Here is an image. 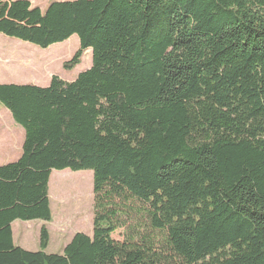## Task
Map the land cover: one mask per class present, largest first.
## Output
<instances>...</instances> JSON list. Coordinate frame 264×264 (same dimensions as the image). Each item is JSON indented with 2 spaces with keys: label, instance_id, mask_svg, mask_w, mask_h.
Returning <instances> with one entry per match:
<instances>
[{
  "label": "trees",
  "instance_id": "trees-1",
  "mask_svg": "<svg viewBox=\"0 0 264 264\" xmlns=\"http://www.w3.org/2000/svg\"><path fill=\"white\" fill-rule=\"evenodd\" d=\"M0 34L78 38L46 87L0 84V264H264V0H0ZM92 173L91 233L48 254L52 171ZM38 221V249L13 243ZM121 230L122 240L112 234Z\"/></svg>",
  "mask_w": 264,
  "mask_h": 264
},
{
  "label": "rangeland",
  "instance_id": "rangeland-1",
  "mask_svg": "<svg viewBox=\"0 0 264 264\" xmlns=\"http://www.w3.org/2000/svg\"><path fill=\"white\" fill-rule=\"evenodd\" d=\"M47 1L30 0V3L32 6L42 8ZM53 1L72 0H50V2ZM77 48L78 38L75 35L65 42L41 49L0 34V76L5 75V82L39 87H46L52 76H58L66 82H71L79 73L91 66V54L87 51L78 66L73 69L63 68V64L72 57ZM5 56L10 57L7 58L9 61H5ZM4 113L11 118L9 112L0 104V128L10 126L7 118L3 116ZM16 127L22 131L17 125ZM16 138L14 144L17 147L21 138ZM19 153L20 151L10 154L11 162L18 159ZM48 194L52 220L45 223L50 233L49 245L45 252L60 254L75 233L81 232L88 235L91 233L92 173L90 171H52L49 177ZM39 227L40 222L38 221H14L12 224L13 243L27 251L37 250ZM112 238L122 240L121 230L113 233Z\"/></svg>",
  "mask_w": 264,
  "mask_h": 264
},
{
  "label": "crops",
  "instance_id": "crops-1",
  "mask_svg": "<svg viewBox=\"0 0 264 264\" xmlns=\"http://www.w3.org/2000/svg\"><path fill=\"white\" fill-rule=\"evenodd\" d=\"M30 1V0H28ZM50 0H48L46 2H49ZM45 5V6H46ZM44 7H39L40 9H44ZM10 58L9 56H5L4 59L5 61H9ZM0 84L4 85V84H14V85H23V84H16V83H12V82H5V75L2 74L0 76ZM4 117L7 118L9 125L8 128H0V165H4L6 163H10L11 160L9 159L10 154L11 153H19V155L21 154V146H22V142H23V131H19V129L16 127V124L12 120L11 118H9L5 113L3 114ZM13 122V123H12ZM19 127V126H18ZM5 129H7V131H4ZM21 138L19 141V146H15V141L17 140V138ZM9 159V160H7ZM13 224V223H12ZM12 224H11V229H12ZM41 222H40V226H41ZM21 248V247H20ZM36 251V250H35Z\"/></svg>",
  "mask_w": 264,
  "mask_h": 264
},
{
  "label": "bare ground",
  "instance_id": "bare-ground-1",
  "mask_svg": "<svg viewBox=\"0 0 264 264\" xmlns=\"http://www.w3.org/2000/svg\"><path fill=\"white\" fill-rule=\"evenodd\" d=\"M63 174V173H62ZM71 178V177H70ZM70 178H69V180H70ZM74 178H76V177H74ZM78 199V198H77Z\"/></svg>",
  "mask_w": 264,
  "mask_h": 264
}]
</instances>
